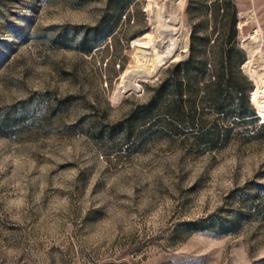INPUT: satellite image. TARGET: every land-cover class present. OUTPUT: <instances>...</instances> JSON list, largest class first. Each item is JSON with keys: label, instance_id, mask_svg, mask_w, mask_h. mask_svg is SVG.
I'll use <instances>...</instances> for the list:
<instances>
[{"label": "rangeland", "instance_id": "obj_1", "mask_svg": "<svg viewBox=\"0 0 264 264\" xmlns=\"http://www.w3.org/2000/svg\"><path fill=\"white\" fill-rule=\"evenodd\" d=\"M234 4L258 120L209 150L128 123L203 2L0 0V264H264V0Z\"/></svg>", "mask_w": 264, "mask_h": 264}, {"label": "trees", "instance_id": "obj_2", "mask_svg": "<svg viewBox=\"0 0 264 264\" xmlns=\"http://www.w3.org/2000/svg\"><path fill=\"white\" fill-rule=\"evenodd\" d=\"M195 1L203 2L211 16V31L200 34L199 27H194L189 57L167 68L149 101L133 111L128 123L145 126L150 134L190 133L214 150L236 126L256 122L258 117L250 100L254 86L242 70L247 54L239 43L234 0H190V4ZM99 34L97 30L93 36L82 39L84 53L95 50ZM252 103L257 104L254 99ZM258 113L264 119V113ZM208 116L221 118V125L209 121ZM12 123L2 122L3 133L17 125ZM121 126L124 124L112 129L116 131ZM129 128L125 133L127 139L131 138Z\"/></svg>", "mask_w": 264, "mask_h": 264}, {"label": "bare ground", "instance_id": "obj_3", "mask_svg": "<svg viewBox=\"0 0 264 264\" xmlns=\"http://www.w3.org/2000/svg\"><path fill=\"white\" fill-rule=\"evenodd\" d=\"M142 48H146L147 49L148 47H145L144 45H142ZM171 50H172V44H169L168 47H165V49H163V51H158V53H157V50H155V52L157 54L156 60H157V58H160L159 62L162 63L166 58H168L170 56ZM155 52H154V54H155Z\"/></svg>", "mask_w": 264, "mask_h": 264}]
</instances>
